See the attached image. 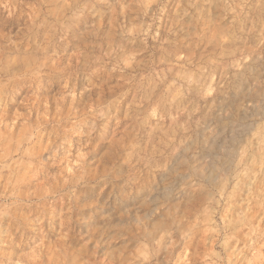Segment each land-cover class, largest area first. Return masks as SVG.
I'll return each instance as SVG.
<instances>
[{
    "label": "rangeland",
    "instance_id": "374dc122",
    "mask_svg": "<svg viewBox=\"0 0 264 264\" xmlns=\"http://www.w3.org/2000/svg\"><path fill=\"white\" fill-rule=\"evenodd\" d=\"M0 264H264V0H0Z\"/></svg>",
    "mask_w": 264,
    "mask_h": 264
}]
</instances>
